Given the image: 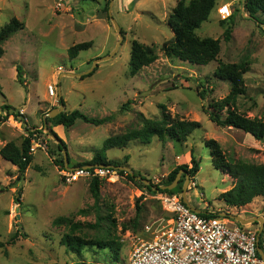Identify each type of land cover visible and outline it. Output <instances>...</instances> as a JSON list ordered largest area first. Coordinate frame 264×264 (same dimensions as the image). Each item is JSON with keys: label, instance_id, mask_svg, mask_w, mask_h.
Wrapping results in <instances>:
<instances>
[{"label": "rangeland", "instance_id": "1", "mask_svg": "<svg viewBox=\"0 0 264 264\" xmlns=\"http://www.w3.org/2000/svg\"><path fill=\"white\" fill-rule=\"evenodd\" d=\"M177 1L0 0V29L13 18L24 24L2 44L5 52L0 58V115L5 118L0 119V148L11 140L21 144L33 133V160L24 179H17L18 167L0 154V264H129L134 245L147 237L146 225L156 218L170 217V206L163 196L172 194L149 189L138 176L151 180L156 188L170 184L168 175L174 168L192 166V153L200 169L190 177L188 206L212 214L264 217L262 196L238 208L228 207L220 198L236 179L227 170L216 168L206 145V140L216 139L227 160L264 163V140L242 129L217 125L204 109L231 91V83L215 75L219 60L246 62V93L237 97L235 106L250 118L264 120V31L250 17L244 0H216L209 18L196 32L201 38L221 40L218 59L198 65L167 57L161 47L173 36L168 17ZM227 3L232 13L223 17L218 8ZM259 17L264 22V13ZM112 19L121 28V42ZM230 23L233 30L226 39L225 29ZM134 40L154 45L158 59L131 76L129 61ZM84 41H92V46L71 58L68 49ZM109 54L95 66L97 59ZM67 72L85 77L62 75ZM51 84L56 97L49 95ZM202 89L207 91L204 98L199 93ZM59 95L65 100L63 110L67 112L79 109L90 116L114 114V118L102 125L79 119L70 128L55 125L59 126L55 130L45 118H52L46 114L61 106ZM5 104L22 115L6 116ZM161 104L172 117L196 120L201 126L183 142L154 136L149 143L135 139L126 147L107 149V158L131 167L135 177L123 170L119 178L102 179L97 200L89 179L70 184L65 181L60 162L64 158L62 147L45 125H52L65 141L69 165L75 166L92 160L108 137L141 128L145 119L161 120ZM182 170L180 177L185 173ZM177 195L182 198V193ZM61 217L69 221L58 219ZM224 219L245 229L259 228L258 222L243 225L230 217ZM73 223H78L74 233L83 238L115 237L121 244L119 258L114 260L110 249L98 246H87L78 254L68 250L61 239L72 232Z\"/></svg>", "mask_w": 264, "mask_h": 264}, {"label": "trees", "instance_id": "2", "mask_svg": "<svg viewBox=\"0 0 264 264\" xmlns=\"http://www.w3.org/2000/svg\"><path fill=\"white\" fill-rule=\"evenodd\" d=\"M245 8L250 17L255 19L259 27L264 31L262 25L264 22L260 20L259 13H264V0H244ZM216 5V0H191L189 3L183 0H178L176 6L168 17V24L172 29L173 36L165 40L162 44V51L167 57L178 58L183 61H188L198 65H206L218 59L221 52V40L219 38L203 37L201 38L196 30L201 24L206 21L211 11ZM221 23L226 24L225 20ZM24 28V24L17 18H13L9 23L0 29V58L4 55L3 42L9 39L18 30ZM232 23L227 24L225 29V38L230 39L232 34ZM122 32V31H121ZM92 46V41H84L72 45L69 49V56L76 58L82 50H86ZM158 59V54L154 45L141 43L134 40L132 43L129 73L131 76L137 75L145 66L154 63ZM248 63H226L220 61L215 70V75L231 83L230 93L217 101H213L204 109L208 113L211 121L222 127H235L244 130L246 133L252 135L257 140H264V120L250 118L236 109L235 102L237 97L246 93V86L244 81V73L249 69ZM19 73V81H21V70L17 67ZM89 74H92L90 72ZM83 77H85L83 75ZM200 87V86H199ZM203 87V85H202ZM0 89H2L0 82ZM206 90H199L200 95L204 98ZM129 102V100L127 101ZM127 102L122 104L121 110L125 109ZM60 104H65V100L61 97ZM6 116L14 115L20 117L22 114L19 110L12 107L10 104L4 106ZM163 110V117L161 120L145 119L143 126L138 129L130 130L124 134L114 135L108 137L103 144V147L98 151L92 160L80 163L78 165L87 164H104L114 165L116 167L122 166L118 161L110 160L107 158L106 150L113 147H126L128 143L135 139H140L144 143L151 142L154 136L159 137L161 140L170 138L178 142L186 141L188 136L197 128L201 123L196 120H186L177 116L172 117L167 111V107L161 104ZM5 118L0 115V119ZM114 114L106 115L104 117L90 116L79 109H74L70 112L66 110L61 111L58 115L52 118H45L47 122L53 123L52 125L63 124L66 128L72 127L77 120H82L86 123L94 125H102L106 122L112 121ZM49 126V134L56 135V139L60 140L59 147H65L66 143L61 139L57 133ZM30 133L26 136L21 144L11 140L8 141L0 148L1 156L12 162L18 167L17 179L22 180L25 178L26 171L29 168L32 160V136ZM206 145L211 149L214 157L216 168L220 170H227V172L236 179L234 186L220 194V198L231 207H242L253 202L258 197H264V163H253L237 161L232 162L227 160L223 149L216 139L206 140ZM193 151V150H192ZM192 166L182 164L174 168L168 175V181L171 184L178 172L184 169L185 173L180 177L176 188L163 189L161 186L157 187L158 191H166L171 194L182 193L183 185L186 180V174L193 178L200 169V163L192 153ZM69 159V158H68ZM128 159V157H126ZM64 158L60 160L63 168ZM124 172L123 169L120 170ZM130 177H135L130 174ZM102 179L98 177L90 180V190L97 198L100 195V187ZM167 184V185H170ZM152 190L153 185H145ZM19 200V198H18ZM141 209L138 207L137 211ZM212 214L210 212H202ZM220 212L213 213L212 215H219ZM60 220L69 221V218L61 217ZM58 219L56 221H58ZM257 223V222H256ZM78 228V223L71 224V233L65 234L61 241L72 252L81 253L87 246H98L101 249H110L114 260L119 258V251L121 249L120 242L115 238L103 239H86L74 232ZM83 264V263H81Z\"/></svg>", "mask_w": 264, "mask_h": 264}, {"label": "built area", "instance_id": "3", "mask_svg": "<svg viewBox=\"0 0 264 264\" xmlns=\"http://www.w3.org/2000/svg\"><path fill=\"white\" fill-rule=\"evenodd\" d=\"M218 10L223 17L232 13L228 3ZM55 90L52 84L48 86L51 97L57 96ZM63 169L62 177L69 184L81 179L120 176V168L111 164ZM163 200L170 206V217H159L146 225L147 237L134 245L129 264H264L258 250L260 246L264 252V226L258 237L260 228L245 229L230 225L222 214L196 212L177 194L163 196Z\"/></svg>", "mask_w": 264, "mask_h": 264}, {"label": "water", "instance_id": "4", "mask_svg": "<svg viewBox=\"0 0 264 264\" xmlns=\"http://www.w3.org/2000/svg\"><path fill=\"white\" fill-rule=\"evenodd\" d=\"M109 15L111 16L112 13L110 11ZM114 21V24H115V27H116V30L118 31L119 33V36H120V42L122 41L123 39V35H122V32H121V28L118 24V22L115 20V19H112ZM119 42V43H120ZM111 56V54H109L108 56H105V57H101L99 59L96 60L95 62V66L97 65V61H100V60H104V59H107ZM90 72V71H89ZM63 74H67V75H72V76H83L84 74L82 73H73V72H67V73H62ZM61 98V97H60ZM64 109V105L61 104V106L59 108H55L53 110H51L50 112H48L46 114V116H50V117H54L55 115H57L59 112H61L62 110ZM45 129L49 132V128L45 125ZM54 138H56V135L54 134H51ZM58 142H61L60 140H58ZM62 150H63V153H64V158H65V162H66V167L67 168H70L69 165H68V162H69V159H68V151H67V148L65 147H62ZM99 165H104V164H99ZM120 169H123V170H128L130 172V174L134 175V172H133V169L131 167H127V166H118ZM183 170L181 169L175 180L170 184V185H163L161 186L163 189H172L174 188L177 184H178V181L180 179V176H181V172ZM139 178H141L147 185H151V180L149 179H146V178H143L141 176H138ZM189 181H190V176L189 174H186V180H185V183H184V186H183V192H182V199L184 201V203H186L187 205H189V202H188V199H187V191H188V184H189ZM153 189H157L156 187L153 186ZM192 209L196 212H202L200 209H197L195 207H192ZM223 216L225 217H230L232 219H234L235 221H238L240 222L241 224H252L254 222H260V229L258 231V237L261 235V231L263 229V226H264V218L263 217H259V216H255L253 218H243L241 215H238V214H229L227 212L223 213ZM258 250L260 252V254L262 255V257L264 258V252L263 250L260 248V246H258Z\"/></svg>", "mask_w": 264, "mask_h": 264}, {"label": "crops", "instance_id": "5", "mask_svg": "<svg viewBox=\"0 0 264 264\" xmlns=\"http://www.w3.org/2000/svg\"><path fill=\"white\" fill-rule=\"evenodd\" d=\"M110 11H111V10H110ZM109 13H110V12H109ZM59 97H61V95H59ZM56 127H59V126H55V127H54L55 130H56ZM64 160H65V158H64ZM64 162H65V161H64ZM64 165H65V168H67V167H66V162L64 163ZM68 165H69V162H68ZM75 166H76V165H75ZM69 167L71 168V167H73V166H72V165H71V166L69 165ZM227 206H228V205H227ZM228 207H229V206H228ZM230 207H231V206H230ZM231 208H238V207H231ZM223 213H225V212H222V213H220V214L223 215ZM258 224H259V228H260V226H261V225H260V222H258ZM250 225H252V224H250Z\"/></svg>", "mask_w": 264, "mask_h": 264}]
</instances>
